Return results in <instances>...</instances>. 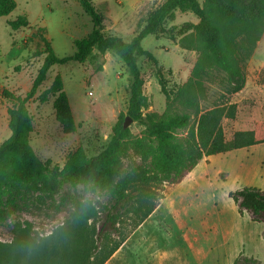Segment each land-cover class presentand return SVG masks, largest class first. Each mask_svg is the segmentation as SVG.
<instances>
[{"label": "rangeland", "instance_id": "obj_1", "mask_svg": "<svg viewBox=\"0 0 264 264\" xmlns=\"http://www.w3.org/2000/svg\"><path fill=\"white\" fill-rule=\"evenodd\" d=\"M14 1L15 8L0 17V85L24 96L46 55L43 40L57 56H69L75 52V40L86 38L93 24L78 0ZM163 1L91 0L102 16V33L118 35L125 41ZM19 16H25L28 23L18 22ZM198 23L192 12L176 10L161 30L142 40V47L152 56L138 58L143 78V114H161L191 77L200 60L199 50L189 47ZM263 34L264 29L261 37ZM256 47L244 64L245 74L252 72L249 61ZM260 47L257 54L264 55ZM56 77L61 80L77 125L72 133H64L55 119L56 94L49 92L45 102L39 100ZM220 78L215 73L213 78L203 81L199 107L206 110L214 104H236L235 116L221 120L225 137L230 138L238 131L236 120L246 116L247 107L251 109L252 129L255 122H264V91L259 95L227 94ZM130 82L124 62L111 50L93 47L81 63L71 61L51 66L26 103L33 123L29 142L37 157L61 167L68 153L78 147L89 157L97 155L111 138L116 123L129 117ZM9 106L11 102L0 94V110L4 115ZM126 129L131 137L145 136L144 126L138 121L131 119ZM185 132L186 129L179 130L176 135L180 137ZM10 133L8 125L0 122V143ZM127 168L126 160L121 174ZM244 186L264 190V143L202 159L181 183L160 191L163 194L160 204L138 227L134 214L123 213L115 238H127L104 264H231L239 253L264 264L261 235L264 224L251 221L247 213L239 215L228 195ZM91 198L107 204L101 195ZM70 213L71 208L32 210L16 213L0 223V264H32L36 246L58 231Z\"/></svg>", "mask_w": 264, "mask_h": 264}, {"label": "trees", "instance_id": "obj_2", "mask_svg": "<svg viewBox=\"0 0 264 264\" xmlns=\"http://www.w3.org/2000/svg\"><path fill=\"white\" fill-rule=\"evenodd\" d=\"M78 2L90 16L93 28L86 38L75 40V52L59 57L44 39L46 55L27 93L16 95L0 85V94L11 102L7 109L11 133L0 143V223L16 213L71 208L61 228L36 246L32 264H104L127 238H115L123 213L134 214L138 227L160 204V191L179 184L199 161L264 143V122H255L253 129L238 130L230 138L225 137L221 120L235 116V103L214 104L206 110L199 107L203 81L215 73L221 75L227 94L243 89L244 64L264 29V0H204L202 4L198 0H164L148 13L145 24L127 41L102 33V16L91 0ZM15 6L14 0H0V17ZM176 10L190 11L199 19L189 47L199 50L200 60L161 114H143V78L138 58L152 56L141 42L161 30ZM17 21L28 23L25 16H19ZM93 47L111 50L124 62L131 76L127 116L144 126L145 136L131 137L121 120L97 155L89 157L78 147L68 153L61 167L50 160L41 161L29 142L33 123L26 103L51 66L81 63ZM49 92L56 94L53 109L62 131L74 132L77 125L59 77L39 100L45 102ZM183 129L185 134L177 136V131ZM126 160L128 168L121 174ZM92 195L103 196L107 204L93 200ZM228 195L239 215L247 213L251 221L264 224V190L244 186ZM261 235L264 238V229ZM232 264L262 263L239 253Z\"/></svg>", "mask_w": 264, "mask_h": 264}, {"label": "crops", "instance_id": "obj_3", "mask_svg": "<svg viewBox=\"0 0 264 264\" xmlns=\"http://www.w3.org/2000/svg\"><path fill=\"white\" fill-rule=\"evenodd\" d=\"M259 45H262V48L260 47L261 48L260 52L264 51V34L260 38V41H258V45H257L256 50L254 52L255 54L252 56V58L249 61V66H251L250 68L252 69V72H250V74L248 72H246V74H245V78H246L245 79V85H244L243 89L241 91L237 92L236 94L246 93L247 95H259L260 93H262L264 91V55L261 53L257 54V49L259 48ZM249 108L247 107V109H246L247 114H246V116H244V118H242L240 120H236V130H251L252 129L253 122L251 121V118H250L249 112L251 109H249ZM0 122L2 125H4V124L8 125L7 110L5 111V115H4L3 110L2 109L0 110ZM253 146H255V145H253ZM244 148H247V147H244ZM231 152L232 151L226 152V153H221V154L228 155ZM215 155H217V154H215ZM213 156L214 155H211V156H208L204 159H207L209 157L213 159ZM258 223H260V222H258Z\"/></svg>", "mask_w": 264, "mask_h": 264}, {"label": "water", "instance_id": "obj_4", "mask_svg": "<svg viewBox=\"0 0 264 264\" xmlns=\"http://www.w3.org/2000/svg\"><path fill=\"white\" fill-rule=\"evenodd\" d=\"M130 122H131V118L125 117L122 127L126 128Z\"/></svg>", "mask_w": 264, "mask_h": 264}]
</instances>
